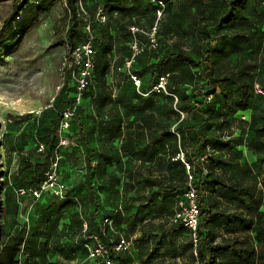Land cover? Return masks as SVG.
<instances>
[{
	"label": "rangeland",
	"instance_id": "1",
	"mask_svg": "<svg viewBox=\"0 0 264 264\" xmlns=\"http://www.w3.org/2000/svg\"><path fill=\"white\" fill-rule=\"evenodd\" d=\"M86 1L87 10L93 14L100 10L107 14L111 5L121 4L129 8L136 6V3H127L123 0ZM164 2L166 9L169 7L170 13H173L179 11V3L182 4L184 0H164ZM253 4L258 11L263 10L262 2L254 1ZM168 14L169 12H164L158 16L157 11L154 13L151 10L149 12L143 10L139 14L133 13L131 19L139 21L144 27H148L151 21L152 23L157 21L160 28L162 23L168 21ZM73 16L65 0H0V264H95L80 249L84 243L90 241L83 233L78 234V223L81 220H88L97 205L98 219L105 215H110L113 219L108 226L109 235L113 238L118 234L123 235L130 241L127 264H142L144 260H148L146 264H209L208 247L212 249L222 247L223 251L218 257L219 264H264V238H254L256 235L250 233L248 229L255 217L256 206L260 205L259 213L264 222V161L262 160L264 153L253 149L259 141L254 140L255 130L248 125L251 111L245 114L246 119L240 117V111L234 113L233 117H230V127L224 128L221 133L223 140L231 139L235 144L226 153V158L230 155L231 159L225 166L226 171H222L225 173L223 178H241L240 174L249 168L251 175L244 177L243 182L250 185V196L234 197L236 200L231 204L237 205L236 211L234 208L224 209L231 214V218L220 213L219 203H213L214 239L209 241L201 252L190 246L185 234L172 230V223H175L172 216L178 210V204L164 189H161L160 194L153 195L158 190V185H142L141 180L138 183L128 181L127 186H123L121 180H124V175L122 172L117 173L120 180L119 187L112 191L106 190L105 187L104 191H99L94 203L88 198L87 204L79 205V196H89L91 189L87 182L81 179L82 173L88 171V168L77 122H74L71 130V145L61 149L66 154L59 170V184L63 193L55 195L45 191L38 198H33L27 192L28 189L37 188L44 180L49 150L52 149L51 147L54 150L57 145L55 139L52 141L51 136L58 126L59 110L70 103L71 94L67 95L61 88L65 86V89H72V87L64 83L61 65L68 43L66 34L74 25ZM75 19H83L82 14L77 11ZM100 25L96 23L94 27L99 47L104 41ZM184 27H186L185 23L182 28ZM111 35L116 40L123 39L118 30L112 29ZM181 36V45L186 48L196 41L192 33L184 31ZM160 37L162 47H172L174 36L167 33V35L160 34ZM222 45L219 40L216 44H212L211 48L218 54H223ZM125 51L126 45L123 44L119 47V52ZM253 56L256 59L262 57L258 54ZM237 58L236 54H228L226 59L221 60L212 78L217 80L226 76L233 68V64L237 63ZM156 60L157 56L151 53L144 55L141 62V75L144 76L147 84L156 72H160L152 65ZM172 75L174 81L169 80V76ZM255 75L264 80L261 69ZM167 84L169 91H174L173 96L170 95L173 100L176 97V101L187 104L186 100L190 98L193 107L198 102L201 106L200 111L204 109L203 99L209 94L205 80L199 81L193 76L191 80L182 82L180 76L171 73L168 75ZM129 87L134 90L130 85ZM254 88L261 90L263 94L256 92L264 97V89L260 84L256 83ZM117 95L118 90H114L113 96ZM211 95L213 100L218 99V86ZM87 99L90 100V97L86 96L83 104L85 109L79 114L77 121H81L87 130L92 148L99 150L100 140L93 137L97 134L91 131L92 123L87 119L89 110ZM159 103L164 104L162 100ZM38 109H41L40 113H36ZM200 111L193 109L179 113V118L183 120L181 128L186 135L185 143L180 142V133L175 130V124L170 127L172 135H175L172 131L179 135H175L177 149L188 150V140L190 141L188 130L192 125L202 121ZM256 117L259 124L264 123L263 118L259 115ZM215 131V128L207 127L206 134L211 137ZM260 137L264 139V131L261 132ZM38 139L47 142L46 147L48 145L51 147L44 146L43 152L37 151L35 142ZM114 143L111 149L118 154L119 142L114 141ZM211 145L212 143L207 145V151L211 149ZM148 147L149 145H142V150L146 151ZM112 157L114 155L111 159ZM106 159L99 166L105 170V175L116 171L115 163H109ZM139 159L138 155L124 157L123 169L131 170ZM92 163L93 166L97 164L95 159ZM194 168L197 174L203 172L202 164L196 160H194ZM144 175L150 176L148 179L154 182L155 178H151V171L144 168ZM252 177L258 182L255 187ZM23 188L25 192L20 194V189ZM220 194L223 196L216 197L230 204L232 193L220 189ZM153 196H157L154 197L157 206L151 208L150 214L144 217L143 222L132 225L133 219H130L129 213L135 212L139 205H151L148 201ZM216 199L212 196L214 202L219 201ZM162 200L165 210L172 209L171 215L158 211ZM247 201L253 204L249 205ZM238 216L247 217L246 221L239 223ZM227 221L229 223L225 224ZM142 227L146 233L154 235L155 238L148 236L147 244L137 251V240ZM231 237L234 238L233 242ZM17 244L20 245L19 250H16ZM238 248L242 249L243 254L238 255L234 252Z\"/></svg>",
	"mask_w": 264,
	"mask_h": 264
},
{
	"label": "trees",
	"instance_id": "2",
	"mask_svg": "<svg viewBox=\"0 0 264 264\" xmlns=\"http://www.w3.org/2000/svg\"><path fill=\"white\" fill-rule=\"evenodd\" d=\"M81 1L87 9V1ZM123 1L132 4L136 3V6L129 8L128 6L121 4L111 5L109 12L107 14L105 13L106 20L104 23H99L101 24L100 26H102V33L104 35V41L100 47L97 44L98 38L96 37L94 28L97 22H94L92 25L95 38L93 43L96 51L93 60L92 77L84 93V102L86 100V96H89L92 99L93 110L88 111L87 119L93 123L97 122L99 129L103 127L100 120L106 116L109 118L108 121H106L107 129L105 133V136L107 137L106 143H109L108 147L103 146L102 144L99 150L96 151L90 144L91 140L88 137V133H84L82 143L85 148V158L88 171H84L82 173L83 177L81 179L87 182L88 187L91 189V194L89 196H79V205H82V203L87 204L88 198L94 203L99 191H104L105 187L106 190L109 191L119 187L120 180L117 173L123 172L124 176H127L132 180H135L138 176H140L141 171L139 169H123L122 157L113 153V150L111 149L113 142L112 138L120 136V126L123 121L121 119L123 117L137 112L140 120H142V124L147 127L152 125L154 119H156V126L161 128L163 132L153 135L155 136L153 137V140L154 142L160 144H162L163 141H167L169 136L172 135V133L170 131L168 132V130L170 128V124H175V130L180 133L179 140L181 143H184L186 137L183 135L181 128L183 120L179 118L178 111L185 112L193 109L200 111L201 109L198 102H196L195 106L197 108L193 107L190 98L186 100L187 104L176 101L174 106L173 98L170 95L166 96L162 93L152 92L151 94L143 96L140 93H137V91H131L129 87H126V84L121 86L120 96L113 99L111 103L112 106L108 110L106 109L107 102H111V89L106 84V76L109 72L110 54L114 49L115 43L114 38L111 35V30H118L120 34H122V38L129 43L130 38L128 27L130 25L136 24L141 28L148 29L155 22L154 21L152 23L151 21V24L148 27H143L139 21L131 19L133 13L139 14V12L143 10H146L147 12L151 10L155 13L159 10V5L152 0ZM160 1L165 4L164 0ZM254 1L264 3L263 0H210L208 2L206 0H184L182 4L179 3L178 12L170 13L169 7L168 9L165 8L162 13L169 12L167 16L168 21H166V23H162L160 28L159 26L157 27L156 37L158 38V46L142 53L149 55L152 53L157 56L156 62L152 65L155 69L160 70V72H156L154 74L153 79L147 85L148 88L142 89L140 87L139 90L141 92H147L148 89L151 88V84L158 76L162 74L171 75V73L180 76L182 78V82L188 79L191 80L193 76L199 81L205 80L209 88V94H207L203 99L204 109L200 111V116L203 119L199 124L192 125L190 130H188L190 131V149L186 151L182 150L184 152L185 162H188L192 168V184L197 190L199 200L200 221L198 231L201 234V239L196 248L200 252L206 244L208 245L209 241L214 239L213 221L215 215L214 212H212V208L214 205L213 203L216 204V202L212 200L213 192L215 190L220 191V189L232 191L235 194L234 196H231L232 199L236 196H243L244 198L250 196V185L243 182L244 177L249 176V174L251 175V170L249 168L240 174L241 178L234 179L227 177L226 179H223L222 174L220 175L222 171H226L225 166L229 164V160L231 159L230 155L229 158H226V153H228L235 145L231 139L223 140L221 138V133L224 131V128L226 129L230 127V117H233L234 113L238 110L251 111L250 122L248 125L250 128L255 130L256 135L254 140L259 141L253 149L264 153V139L260 137L261 132L264 131V123L259 126L258 118L256 117L259 115V117L264 119V97H262L259 93L257 94L254 88L255 84L258 83L264 89V80H262L259 76L256 77L255 75L256 72L260 71V69L264 73V4H262L263 10L258 11L255 4H253ZM76 2L77 0H65L66 6L70 8L72 14L74 15L72 21L74 25L68 29L66 34V39L68 41L67 47H72L76 44L82 43L86 38L84 19H75L76 12L78 11ZM89 13L93 16L96 14H93L92 12ZM184 23L186 24V27L182 28ZM225 30L232 31V33L228 34L229 32H224ZM184 31L192 33L196 37L195 43L189 48L181 45L182 42L180 41V38L182 37L181 35ZM167 33H170L171 36H174L175 38L171 48L168 46H165V48L162 47L160 34L167 35ZM219 40L223 43V54H218L211 48V45L216 44ZM228 54H236L238 56L237 63L233 65V68L230 69L229 73L223 78L217 80L212 78V75L217 71V67L221 63V60L226 59ZM257 54L262 57L260 59H256L253 55ZM213 56L216 58L212 59L211 57ZM169 80L174 81V76H169ZM64 83L66 86L69 87V85H71L72 87V89H65V86L61 88L64 89L63 92L67 95L71 94V102L75 88L68 81H65ZM217 86L219 97L218 99L213 100L211 93H215V88ZM69 90H71V93L68 92ZM133 99H136L135 103H132ZM161 100L165 105H161L159 103ZM168 103L169 107L166 108L165 106H167ZM67 106L60 108L59 118L61 110ZM83 109L79 110L74 117L73 125L74 122H79L77 121V118ZM94 127L95 126L92 125L93 130ZM207 127H213L216 129L215 133H213L211 137L206 134ZM67 135L70 138V134L67 133ZM172 136L175 137V135ZM51 138L52 141L55 139L57 144L55 133L51 136ZM147 139L150 141L151 136H148ZM38 141H42L46 147L47 142L42 139L36 140L35 145ZM137 142V144H140L142 139L138 138ZM209 143H212V145L211 149L207 151V145ZM49 146L50 145L46 148ZM51 148L52 149L49 150L50 154L48 156V165L52 158L53 147ZM120 149L122 152H126L131 157L137 155L141 156L144 162H148L151 158L150 153H142L139 150L138 153L134 152V145L131 137H123ZM177 151L178 149L176 147L172 153L173 155H170L169 165L166 167L167 181L177 182L174 186H166V191L170 194V196H172L175 202L176 197L182 195L188 186L186 168L179 159H174L178 153ZM62 153L65 158L66 154L64 150H62ZM105 154H110V157L108 158ZM240 154L241 153H238V155ZM113 155L114 157L111 159V156ZM203 155H206V158L201 161L200 158L203 157ZM64 158L60 162L59 170ZM105 158H107V161L109 160V163H115L114 168L116 170L107 173V175H105L104 169L99 168L100 163L104 161ZM93 159H95L97 163L95 166H93L92 163ZM194 160L202 164L203 172H200L199 174L196 173ZM262 160L264 161V158ZM48 165L46 169L48 168ZM46 169L44 170V178ZM153 169H156V171L159 172L163 171L161 160L156 163ZM148 171L150 172L152 170L149 169ZM252 179L253 186H257L258 182H256V179L254 177H252ZM142 181V185L146 186H152L153 184L157 185V183L160 182V180L157 179L155 183V181L152 182L147 178L142 179ZM144 182L145 184H143ZM158 193L159 191H156L153 195H158ZM154 197L157 196H153V198L148 201L151 205H139L135 212L129 213L130 219H133L132 225L143 222L145 220L144 217L150 214L152 210L151 208L157 206V201ZM67 202L69 203L70 201L68 200ZM98 211L99 207L97 205L91 217L88 220H85L87 222V232L96 233L97 236H99L105 243L109 244L111 240L113 242H117L120 235L118 234L113 238L109 235L108 226H103V218L107 216L111 219L110 215H105L102 216L103 218L98 219ZM158 211H163L169 215L172 214V209L165 210L164 200L160 201ZM258 218L261 219L260 216H258ZM238 219L242 222L241 216H238ZM111 220L113 221V219ZM82 222L83 221L81 220L78 223V234L82 233ZM171 228L173 231H179L180 233L185 234L189 239V235L180 222L172 223ZM163 232H165V230H163ZM148 236L155 238L154 235L146 233L142 227L139 239L137 240V251H140V248L147 244V241L149 240ZM189 243L190 246H192L190 239ZM19 246L20 245L17 244L16 250H19ZM80 249L85 253L83 245ZM207 249H209V264H219L218 257L223 251L222 247L213 249L208 247ZM155 251H152V253ZM127 253V251L112 253L111 258L113 264H127ZM86 254L87 253H85V255ZM93 261L95 264H98L95 260ZM147 262L148 260H144L142 264H146Z\"/></svg>",
	"mask_w": 264,
	"mask_h": 264
},
{
	"label": "built area",
	"instance_id": "3",
	"mask_svg": "<svg viewBox=\"0 0 264 264\" xmlns=\"http://www.w3.org/2000/svg\"><path fill=\"white\" fill-rule=\"evenodd\" d=\"M152 1L159 5L157 14L160 16L165 10L166 5L160 0ZM76 6L78 12L82 14L85 22L84 30L86 38L84 42L66 48L65 57L61 65V72L64 74V82H70L75 88V91L72 95L73 98L70 104L60 112V118L58 120L59 123L55 130L57 145L52 152V158L48 168L46 169L45 178L41 183H39L37 188L27 190L33 198H38L45 191L52 192L55 195H61L63 193V189L59 184V165L64 158V154L61 149L68 148L71 145V139L68 137L67 133L70 132V129L73 126V119L76 114L79 110L84 108V93L92 77L93 60L96 51L93 43L95 38L92 25L94 22L103 23L106 20V15L102 10L93 16L88 12L81 0H77ZM157 27V21L154 22V24L148 29L141 28L136 24H132L128 27L130 38L128 43L129 56L116 68V71L124 73L129 78L132 85L137 88L138 93L143 96L151 94L152 92L162 93L166 96H173V93L169 91L167 86L168 74L158 76L151 84V88L148 89L147 92H141L139 90L141 86V77L132 70V67L139 55L158 46V38L156 37ZM256 91L262 94L261 90ZM174 102L176 103V97ZM40 112L41 109H38L36 113ZM178 112L181 113L180 111ZM242 118L245 119L244 117ZM172 132L175 135H178L175 131ZM36 147L37 151H43L44 143L42 141H38ZM177 152L178 153L174 159H179L186 168L188 186L182 195L176 197L178 210L175 211L172 217L174 222H180L183 228H185L187 234L189 235L192 247L196 250V247L201 239V234L198 231L200 221L199 200L197 190L192 184V168L188 162H185L184 152L180 148H178ZM205 158L206 155H203L200 160L203 161ZM24 192V188L20 189V194H23ZM103 219V226L111 225V219L107 216ZM81 232L87 236L90 241L83 244L87 257L95 260L98 264H113L111 258L112 253L127 251L130 246V241L123 235L119 236L117 242H113L112 240L109 244L103 242L96 233L87 232V222L85 220L82 222Z\"/></svg>",
	"mask_w": 264,
	"mask_h": 264
},
{
	"label": "crops",
	"instance_id": "4",
	"mask_svg": "<svg viewBox=\"0 0 264 264\" xmlns=\"http://www.w3.org/2000/svg\"><path fill=\"white\" fill-rule=\"evenodd\" d=\"M206 1L208 2L210 0H206ZM228 32H229L228 34H231L232 33V31H229V30H228ZM114 42H115L114 43V49L111 51V54H110L111 57H110V66H109V69H108L109 72H108V74L106 76V77H108V79L106 80V84L111 89V100H110L111 102H107V105H106V109L107 110L112 106V104H111L112 103V100L115 99L116 97H119L120 96V94H121V88H122L121 86L123 84H126V87H129V85H130L134 89V90H132L129 87V89L131 91H134V92L137 91V88L132 85L131 81L129 80V78L124 73H121L119 71H116V68L119 65H121L123 63L124 59H126L129 56V54H128L129 50H128V45H127L128 42H126L124 39H122V40H116V38H114ZM123 44L126 45V51L124 53H120L119 52V47L121 45H123ZM144 55H149V54H141L137 58V60L135 61V64L132 67V70L134 71V73L136 72L138 74V76L141 77V86L140 87L142 89L148 88V86H147L148 84L145 83L144 76L141 75V71H142L141 70L142 69L141 62L143 61ZM231 55H233V54H231ZM124 79H125V81H124ZM114 90H118V95L115 96V97L113 96ZM137 93H138V91H137ZM135 101H136V99H133L132 100V103H135ZM173 102H174V100H173ZM87 104H88V107H89L88 108L89 109L88 111L93 110V104H92V99L91 98H90V100H88ZM174 106H175V102H174ZM165 107L168 108L169 107V103ZM84 109H85V105H84ZM238 111L241 112L240 117L241 118L244 117L246 119L245 114L246 113L248 114V112L250 110H238ZM108 119L109 118L106 116V117H103V119L100 120L102 122V126H103V127H101V129H99L97 122H95V123L91 122L92 125L95 126L94 127V130L92 129V126H91V131H93V132H95L97 134L96 136L94 134L93 137L99 138V140H100V146L103 144V146L108 147V143L109 142L106 143L107 137L105 136L106 129H107V126H106L107 123H106V121H108ZM121 120H123V121H122L121 126H120V136L113 137L112 138L113 139L112 144H115L114 141H118L119 142V145H118L119 147L117 149V152H118L117 155L122 157V166L125 165L124 157L125 158L127 156L131 157L126 152H122L121 149H120V145H121V142H122L124 136L126 138H128V137H131L132 138L133 145H134V152L135 153H138V150H139L142 153H150V155H151V158H150V160L148 162H144L143 159L140 156L139 162L137 163V165H135L132 168L134 170L139 169L141 171L140 176H138L135 180L129 179V177L124 176V180L123 181L121 180V183H122L121 185L127 186V182L128 181H131V182H134L135 181L136 183H138L142 179H146V178L148 179V178H150V176L144 175V168L145 169H148L149 168V169L152 170L151 171V178H153V179L155 178L154 179L155 183H156V180L157 179L160 180V182L157 181L158 182L157 185L158 184H161V185H158V190H156V191H159L158 194H160L161 189L166 190V186L169 187L171 185H173V186L176 185L177 182H175V181L168 182L167 181V177H166L167 176V173H166V169L167 168L166 167L169 165L168 163H169L170 155L173 153L174 149H176V138L171 135V136H169L168 140L167 141H163L162 144L157 143V142H154L153 137H155V136H153V135L160 134L161 132H163V130L161 128H158L156 126V119H154L152 125H150L148 127L146 125L142 124V120H140L139 115L137 114V112L135 114L127 115V116L123 117ZM77 124L79 125V129H80V133H81V135L79 137L81 138V141H82L83 138H84V133L87 134V132H86L87 130L85 129L84 125H82L81 121H79ZM262 124L263 123H261V124L258 123L259 126L262 125ZM172 125H174V124H170V127ZM72 128H73V126L71 127L70 132H69L70 138H71V130H72ZM169 131H170V128H169L168 132ZM182 132H183V135H185V133H184L183 130H182ZM148 136H151V140L150 141H148V139H147ZM185 137H186V135H185ZM138 138L139 139H142V142L140 144H137L138 143L137 142V139ZM185 142H186V138L184 140V143ZM188 142L190 144V141L189 140H188ZM142 145H149L148 150L143 151L142 150ZM168 148H170V150H168ZM189 149H190V146H189L188 150ZM186 150L187 149H185V151ZM96 151H98V150H96ZM112 152L114 153V150ZM110 154L107 155L108 158L110 157ZM160 160L162 162V168H163V171L162 172H159V171H156V169H153L154 166L156 165V163L158 161H160ZM122 174L124 175L123 172H122ZM221 174H222V176L225 175L224 172L220 173V175ZM230 192L232 193L231 196H234L235 195L234 192H232V191H230ZM219 194H220V191L215 190L213 192V195L212 196H214L215 199L217 198L216 200H219L216 203H219L220 204V206H219L220 207V211H221L220 213H223L224 216H226L227 218H231L232 217L231 214L230 213H227L228 211H225L224 209L234 208V210H235L237 208V205H232L231 203H234V201L236 199H232L230 201V204H226L224 201L221 200V198L219 199V197H216V196H223L222 194H220V195ZM247 204L250 205V204H253V203H249L247 201ZM259 206H256V208H255V217H254V219L249 224V225H251L250 228H248L249 225L247 226V228L249 229V232L252 233L253 235L254 234L256 235V236H254V238L255 237H258V239L264 238V222H263L262 218L261 219L258 218V216L261 217V215L259 213V208H260ZM231 213H234V212H231ZM235 213H237V212H235ZM236 217H237V215H236ZM246 218L247 217H242V222H240V221H238V222L239 223H243L244 221H246ZM228 223H229V221H227L225 224H228ZM213 224H214V221H213ZM230 239L233 242L234 238L231 237ZM231 249H232V247H231ZM241 250L242 249H239L238 248V250H234V252L237 253L238 255H241V254H243ZM259 253H261V252H259Z\"/></svg>",
	"mask_w": 264,
	"mask_h": 264
}]
</instances>
